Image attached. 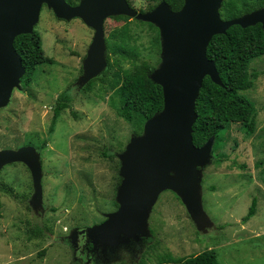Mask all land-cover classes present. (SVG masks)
<instances>
[{"label": "rangeland", "instance_id": "1", "mask_svg": "<svg viewBox=\"0 0 264 264\" xmlns=\"http://www.w3.org/2000/svg\"><path fill=\"white\" fill-rule=\"evenodd\" d=\"M127 1L141 12L161 0ZM124 23H130L129 45L138 51L135 63L147 62L152 70L159 66L158 28L153 24L160 41L156 49L154 28L113 15L103 23L106 66L88 88L93 78L82 82V77L93 29L42 5L34 29L53 63L36 65L29 86L20 82L0 108V149L35 148L42 195L37 202L25 163L0 168V264H158L205 249H214L220 264H264V54L250 61L249 70L257 76L242 91L256 109L255 130L247 135L238 123L221 129L210 161L197 168L202 216L193 217L181 196L164 188L147 209V228L137 239L120 232L119 242L111 245L81 232L117 209L120 155L132 138L145 135V122H126L118 114L119 102L104 75L108 64V76L133 68L132 59L118 60L107 45L111 31ZM64 90L71 101L50 130L54 102ZM254 197L255 214L243 223ZM83 240L91 243V256L81 251Z\"/></svg>", "mask_w": 264, "mask_h": 264}, {"label": "water", "instance_id": "2", "mask_svg": "<svg viewBox=\"0 0 264 264\" xmlns=\"http://www.w3.org/2000/svg\"><path fill=\"white\" fill-rule=\"evenodd\" d=\"M222 1L183 0L181 8L173 11L161 0L152 9L140 12L127 0H80L75 5L66 0H0V108L8 103L25 74L13 41L16 36L34 30L43 4L57 17L79 18L93 29L82 82L89 81L106 66L103 23L107 17L126 15L152 23L159 30L161 62L149 77L162 87V110L145 121V135L132 138L120 155L118 207L107 213L104 221L82 230L87 238L94 233L95 238L114 245L122 232L127 239H137L146 231L147 209L164 188L176 191L193 217L202 216L197 168L210 161L213 136L201 146L193 144L195 102L206 76L222 84L214 61L206 55L207 45L214 35L224 34L234 24L247 27L260 23L264 29V7L224 20L219 15ZM16 161L29 167L34 198L39 202L41 172L35 148L26 145L17 150L0 149V168Z\"/></svg>", "mask_w": 264, "mask_h": 264}, {"label": "trees", "instance_id": "3", "mask_svg": "<svg viewBox=\"0 0 264 264\" xmlns=\"http://www.w3.org/2000/svg\"><path fill=\"white\" fill-rule=\"evenodd\" d=\"M75 5L78 0H66ZM151 1V0H146ZM171 10H179L183 0H164ZM130 3V2H129ZM131 5V4H130ZM154 5H148L150 10ZM264 7V0H223L219 9L222 19H233ZM146 11L142 10L141 12ZM154 28L156 34L152 45L156 49L160 47L157 28L149 22L138 20ZM130 23H124L121 27L111 31L107 38L109 50L118 55V60L132 59V69H119L109 76V69L104 72L109 89L114 90L115 98L119 102L118 114L126 121L143 123L154 114L160 112L163 107L162 87L150 77L153 67L147 62L135 63L138 51L135 46H130L132 34ZM15 50L20 54L25 67V74L20 82L23 86H29L35 66L38 64H52L53 59L47 56L41 46L40 34L37 30L31 33L20 34L13 41ZM264 54V29L260 23L241 27L234 24L227 28L224 34L214 35L207 45L206 55L214 61L222 84L211 81L209 76L203 79L201 89L195 102L197 118L192 125V139L195 146L203 145L213 136L212 149L220 139V130L231 123H238L250 135L255 130L256 109L253 102L242 94L253 86V79L257 73L250 72L249 63L254 57ZM119 62L116 60V63ZM104 77V76H103ZM110 80V81H109ZM94 78L86 87L91 88ZM71 96L64 90L56 98L52 108V120L49 126L53 130L55 120L63 109L68 107ZM45 146V142L41 147ZM1 207V202H0ZM256 211V198H252L247 213L241 218L247 222ZM1 216V213H0ZM40 232V231H39ZM42 254V253H41ZM126 264V263H118ZM135 264H144L138 261ZM158 264H220L214 249H205L188 256L169 258Z\"/></svg>", "mask_w": 264, "mask_h": 264}, {"label": "flooded vegetation", "instance_id": "4", "mask_svg": "<svg viewBox=\"0 0 264 264\" xmlns=\"http://www.w3.org/2000/svg\"><path fill=\"white\" fill-rule=\"evenodd\" d=\"M82 236H84V234H81V235L79 236V238L82 237ZM84 241H85V240H83L81 251L85 252V254H86L87 256H91L92 254L90 253V250H91L92 245H91L90 242H86V241H85V243H84ZM88 258L90 259V257H88Z\"/></svg>", "mask_w": 264, "mask_h": 264}]
</instances>
